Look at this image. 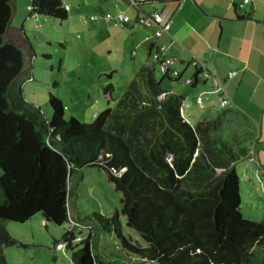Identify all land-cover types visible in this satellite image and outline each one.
<instances>
[{
    "label": "trees",
    "instance_id": "trees-1",
    "mask_svg": "<svg viewBox=\"0 0 264 264\" xmlns=\"http://www.w3.org/2000/svg\"><path fill=\"white\" fill-rule=\"evenodd\" d=\"M146 1L136 5L135 19ZM28 11L67 17L61 0H29ZM12 13V1L0 0V264H6L4 246L22 245L4 221L23 222L38 212L57 225L66 221L68 181L85 166L106 172L121 192L125 225L145 244L121 234L116 211L95 212L98 227L79 220L87 230L79 245H70V229L62 235L73 263L119 264L97 251L94 238L103 230L114 231L123 250L159 264H264V218H245L239 207L234 163L247 154L253 131L240 128L237 111H228L227 131L221 113L191 125L179 113L182 97L161 86L164 78L179 77L156 78L151 63L136 73L152 91L150 106L139 113L130 112L134 79L120 98L107 83L104 95L117 108H104L90 122L64 119L51 92L45 112L23 94V50L5 38Z\"/></svg>",
    "mask_w": 264,
    "mask_h": 264
},
{
    "label": "rangeland",
    "instance_id": "rangeland-1",
    "mask_svg": "<svg viewBox=\"0 0 264 264\" xmlns=\"http://www.w3.org/2000/svg\"><path fill=\"white\" fill-rule=\"evenodd\" d=\"M11 1L13 13L5 38L16 42L23 50L24 68L20 78L25 97L46 112L47 93L51 92L61 100L63 118L73 116L81 122L92 121L95 114L106 107L116 109L114 100L107 101L103 87L111 83L112 95L120 98L135 77L143 54V46L136 36L139 26L129 28L134 9L123 6L130 22L128 27H123L112 20H88L91 14L98 17L106 13L116 14L119 8L115 0H61L67 5V17L63 20L29 14V0ZM136 43V53L131 55L130 46ZM154 75L160 77L156 67ZM161 84L168 90L189 92L188 100L197 108L195 89L184 84V77L175 82L164 78ZM215 98L213 94H206L203 102L208 105ZM239 179L242 194L241 175ZM68 195V219L59 225L47 221L39 212L23 222L4 221L7 231L22 243L3 247L6 264H75L62 235L70 229L74 234L70 245H79L87 230L74 224L73 220H87L85 222L98 227L95 212L111 216L116 211L121 234L145 244L133 228L125 225V217L121 214V192L108 180L104 170L97 166L83 167L79 178L71 177L68 181ZM71 206L77 213L75 218L71 215ZM94 241L99 254L119 264H159L156 260L145 261L123 250L114 231L99 230ZM56 242L62 243V248L58 249Z\"/></svg>",
    "mask_w": 264,
    "mask_h": 264
},
{
    "label": "crops",
    "instance_id": "crops-1",
    "mask_svg": "<svg viewBox=\"0 0 264 264\" xmlns=\"http://www.w3.org/2000/svg\"><path fill=\"white\" fill-rule=\"evenodd\" d=\"M132 1L115 0L119 8L117 12L128 16L123 6L126 9L131 7L134 9L135 17L137 11ZM192 1L153 2L152 6L160 11L163 21L167 24L166 31L157 38V41L169 44L168 52L174 57L175 66L180 71L177 81L184 77V84L194 88L196 96L205 91L203 95L213 94L216 100H211L210 105L203 102L195 108L188 100L191 96L189 92L168 90L162 84L161 86L168 92L182 97L179 113L191 125L221 113L228 127L227 131L232 128L227 124L231 118L228 111L235 110L237 111L235 121L242 124L240 128L246 127L253 131L250 140L246 141L249 147L247 154L234 163V168L238 180L240 212L245 218L259 220L264 218V0ZM63 5L67 7L66 3ZM150 8L151 6L146 5L142 6L141 10L148 12ZM134 17L129 28L143 27V29L137 27L136 31L138 33L136 36L139 37L138 43L143 46L138 71L142 64H151L148 61V52L155 25L138 24L134 21ZM98 19L106 20L94 14L89 15L88 18L89 21ZM109 20L117 22L114 19ZM129 23H121V25L128 27ZM138 43L130 46L131 55L136 53ZM200 67L208 69L210 75L204 76ZM228 72H233V75L228 76ZM136 73L133 79L137 81L138 89L132 93L135 107L130 112L139 113L140 109L150 106L149 98L152 91L144 85L143 80ZM186 79H190L191 82L186 83ZM218 85L229 98V103L223 107L218 104L221 93L212 91ZM158 98H162V95ZM114 102L116 103V100ZM213 104L214 107H211ZM189 118L194 119L195 122H190ZM240 175L243 181L242 194ZM71 215L73 218L77 217L72 206Z\"/></svg>",
    "mask_w": 264,
    "mask_h": 264
},
{
    "label": "built area",
    "instance_id": "built-area-1",
    "mask_svg": "<svg viewBox=\"0 0 264 264\" xmlns=\"http://www.w3.org/2000/svg\"><path fill=\"white\" fill-rule=\"evenodd\" d=\"M139 1H141V0H133L132 1V3H134L135 8H136V5H138ZM160 1H170V0H160ZM177 1H179V0H177ZM247 1L248 0H243V2H247ZM146 2L149 3L148 4L149 6H151L150 10L148 12H143V13L138 14L137 19H135V17H134V21L136 23L144 25V26L155 25V28L152 32L153 40L149 45L148 59L152 63H154V65L157 68V70L159 71L160 75H165V76H168L170 78H177L180 76V71L175 66L174 57H172L168 52L169 44H164V43H160L157 41V38L163 32L166 31L167 24L163 21L160 11L157 8H155L154 6H152V4H153V2H155V0H148ZM64 8L66 9L67 7L64 6ZM102 17L106 20L114 19L115 21L122 23V24H125L129 21V17L127 15L123 14L122 12H117L114 15H112L110 13H106ZM194 63L195 62L193 61L192 64H194ZM200 70L204 76L210 75V72L205 67H200ZM231 75H233V72H228V76H231ZM190 82H191L190 79H186V83H190ZM212 91H218L221 93L218 97V104L220 106L223 107L229 103V98L226 95V93H224V90L222 89V87L220 85H218L217 88L215 90H212ZM204 92L205 91L200 92L196 96L195 101L199 105H202V103H203ZM73 221H74V224H76V225H81L82 227L84 226V224L81 222H78L75 220H73ZM62 246L59 244H56L57 248H62Z\"/></svg>",
    "mask_w": 264,
    "mask_h": 264
}]
</instances>
